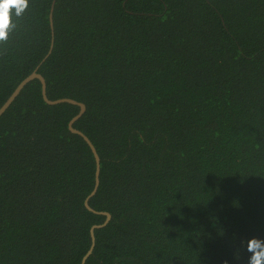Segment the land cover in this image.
I'll return each mask as SVG.
<instances>
[{
  "label": "trees",
  "instance_id": "obj_1",
  "mask_svg": "<svg viewBox=\"0 0 264 264\" xmlns=\"http://www.w3.org/2000/svg\"><path fill=\"white\" fill-rule=\"evenodd\" d=\"M0 45V264H248L264 241V0H30ZM106 223V224H105ZM105 224V225H104ZM94 238H92L91 230Z\"/></svg>",
  "mask_w": 264,
  "mask_h": 264
},
{
  "label": "water",
  "instance_id": "obj_2",
  "mask_svg": "<svg viewBox=\"0 0 264 264\" xmlns=\"http://www.w3.org/2000/svg\"><path fill=\"white\" fill-rule=\"evenodd\" d=\"M38 79L41 82L42 85V95L44 100L50 104V105H58L61 103H69L72 105H76L80 107V112L78 115H76L69 123V129L72 133L77 134L79 136H81L84 141L88 144V146L90 147L95 160H96V183H95V188L93 189L92 193L87 197V199L85 200V207L96 213V214H102L104 216H106V223L111 219V215L107 212H97L94 209H92L89 205V201L90 199L96 194L98 186H99V174H100V156L96 150L95 145L93 144V142L81 131L75 129L74 123L83 115V113L86 110V106L83 103H80L74 99H69V98H62V99H56V100H51L48 98L47 96V87H46V80L43 77V75H41L40 73H38L37 70H35L31 75H29L27 78H25L18 86L17 88L14 90V92L11 94V96L7 99V101L0 107V117L5 113V111L11 106V104L15 101V99L18 97V95L21 93V91L24 89V87L30 83L31 81ZM105 223V224H106ZM104 224V225H105ZM95 226L92 228L91 233H92V238H94L93 235V231L95 228H101L102 226ZM92 252V248L89 250V252L87 253V255L84 257L83 259V264L86 261V259L88 258V256L91 254Z\"/></svg>",
  "mask_w": 264,
  "mask_h": 264
},
{
  "label": "clouds",
  "instance_id": "obj_3",
  "mask_svg": "<svg viewBox=\"0 0 264 264\" xmlns=\"http://www.w3.org/2000/svg\"><path fill=\"white\" fill-rule=\"evenodd\" d=\"M30 6V0H0V45H5L17 31L18 21ZM251 253L248 264H264V241L253 238L248 242ZM227 264V262H225Z\"/></svg>",
  "mask_w": 264,
  "mask_h": 264
}]
</instances>
